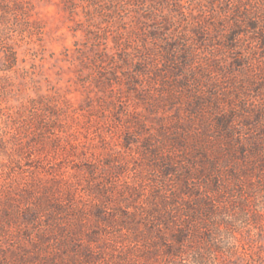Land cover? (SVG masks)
<instances>
[{
  "label": "rangeland",
  "instance_id": "374dc122",
  "mask_svg": "<svg viewBox=\"0 0 264 264\" xmlns=\"http://www.w3.org/2000/svg\"><path fill=\"white\" fill-rule=\"evenodd\" d=\"M49 4L77 43L25 69ZM9 152L0 264H264V0H0Z\"/></svg>",
  "mask_w": 264,
  "mask_h": 264
},
{
  "label": "clouds",
  "instance_id": "9594fccd",
  "mask_svg": "<svg viewBox=\"0 0 264 264\" xmlns=\"http://www.w3.org/2000/svg\"><path fill=\"white\" fill-rule=\"evenodd\" d=\"M82 7L83 6L77 7L74 21H69L66 24L60 23L59 18L62 15V13H58L54 4H49L46 7L38 9V11L42 14V16H45L53 20V24H51L49 28H54V31L52 32L51 37L49 36L44 37V41H45L44 49L45 50L43 52L40 51V45L38 44L32 43V44L27 45V47L30 48L33 52H36L37 55L33 56L31 55V53L24 55L23 59L25 60V63L21 67L25 69L30 68L32 63L39 65L40 63H42V60H41L42 56L46 58L52 52H55L58 55L62 51L63 47L76 44L78 33H72L69 30L70 28L73 27L74 22H80V23L84 22L85 18L81 11ZM185 7H186L185 14H187V11L190 10L191 6L186 4ZM191 10H192V14L195 15L196 14L195 10L194 9H191ZM49 28H46L44 31L48 32ZM62 38H63V43H61ZM47 67H49V63H45V68ZM5 75L11 77L13 79V82L18 83V81H16L15 79L14 70H10L9 72L5 73ZM61 86H63V82H61ZM29 94L32 96H35V93L30 92ZM66 98L71 100L73 103H75L76 97L72 94L71 91L67 93ZM18 103H19L18 100L11 101L9 104V110L11 112H15L16 111L15 105ZM3 130L7 134L5 137L6 139H10L16 135V131L14 127L5 126ZM91 143L96 144L98 143V141L91 140ZM89 155H91V153H89ZM97 155H99L98 151H97ZM15 158L17 157H15L14 153L12 152H9L6 155L0 156V168H3V169L10 168L11 166H13L12 161ZM11 179L12 178L9 177V182H11ZM224 218L231 220L232 216L228 213H225ZM216 219L219 220L220 218L217 217ZM217 231L220 233L219 238L221 240L226 241L230 247H235L236 249H240V246H241V232L240 231H234L231 234H228L225 231L222 223L218 224ZM194 252H195L194 249L187 251L184 254V256L180 258V264H193L192 256ZM242 254L245 255V257H247L249 253L243 252ZM213 260H214V264H219V261L216 260L215 257L213 258ZM253 264H255V261H253Z\"/></svg>",
  "mask_w": 264,
  "mask_h": 264
}]
</instances>
